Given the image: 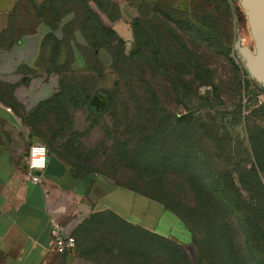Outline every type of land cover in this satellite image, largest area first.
Instances as JSON below:
<instances>
[{"label":"rangeland","instance_id":"1","mask_svg":"<svg viewBox=\"0 0 264 264\" xmlns=\"http://www.w3.org/2000/svg\"><path fill=\"white\" fill-rule=\"evenodd\" d=\"M110 1L119 5V18L122 14L115 21L126 24L139 19L145 6L150 10L157 4L164 13L170 11L173 18L189 27L178 34L207 70L196 73L191 67L189 75L165 77L166 83L135 57L123 62V77L102 67L98 82L107 92L120 79L119 98L128 106L126 112L120 104L105 113L100 107L96 111L70 110V126L55 142H75L80 152L90 158L92 175L133 188L153 201L165 197L166 206L181 224V232L170 238L178 246L177 257L171 245L108 217L88 221L79 235L83 255L89 264H264V94L244 76L235 55L238 37L241 45H253L243 12L236 7V13L226 22L216 0ZM133 15L136 18L131 19ZM101 17L112 27L115 21ZM203 20L211 23L214 39L209 44L197 39L195 33ZM11 22L17 35L33 34L39 19L29 2L21 0ZM45 36L34 66L19 69L7 80L0 79V105L22 118L51 99L73 77L79 81L96 76L84 70L92 57L90 49L82 47V40L74 50L83 60L80 65L74 61L71 72L67 51ZM160 37V45L166 46V40ZM133 45L132 36L125 41V52ZM228 51L236 68L226 58ZM142 80L147 81L143 99L150 117L154 113L165 116L158 134L152 130L154 126L142 133L131 123L134 103L126 98L129 88H124V83L141 97ZM200 81L208 84L199 85ZM172 82L179 83L175 90ZM152 94L160 111L155 108ZM149 137L153 144L144 145L141 140ZM135 251L139 255L133 256Z\"/></svg>","mask_w":264,"mask_h":264},{"label":"crops","instance_id":"2","mask_svg":"<svg viewBox=\"0 0 264 264\" xmlns=\"http://www.w3.org/2000/svg\"><path fill=\"white\" fill-rule=\"evenodd\" d=\"M41 1L35 0L37 4ZM18 6L19 0H0L2 80L12 78L23 67L34 66L43 35H60V25L49 11L43 10L36 33L16 36L10 19ZM134 18L136 15L131 19ZM119 21L112 23L113 30L124 41L131 40V20L128 24ZM76 39L79 43L81 35L77 34ZM97 58L102 66L109 67L105 50L99 51ZM81 59L75 52V64L80 65ZM35 141L21 116L0 105V264H89L79 235L89 220L103 214L165 238H176V233L181 232L177 217L161 203L92 173L76 177L56 155L50 154L45 170L37 173L41 182L29 181L27 153ZM57 234L72 236L75 247L64 254L57 253L52 244Z\"/></svg>","mask_w":264,"mask_h":264},{"label":"trees","instance_id":"3","mask_svg":"<svg viewBox=\"0 0 264 264\" xmlns=\"http://www.w3.org/2000/svg\"><path fill=\"white\" fill-rule=\"evenodd\" d=\"M20 1L21 0H19V3ZM27 1L29 2L35 18L39 19V22L42 20V11L47 10L51 13L54 22L60 25L59 36L47 33L45 37L51 40L54 45L63 46L67 51L68 67L69 70H72L71 72H74L72 64L75 61L74 53L77 51L74 49L78 48V44H76L77 34H80L82 37V47L90 49L91 52L92 60L90 63L88 62L89 64L86 63L87 65L84 70L85 72L90 71L95 73L96 76L89 75L88 77H82L79 81L77 77H73L70 83L61 86L60 90L55 93L51 99L44 101L32 110L27 117H21L23 123L30 128L33 137L38 139L39 143L47 147L49 154L56 155L69 165L76 177L93 173L91 166H88L90 158L88 155L81 153L80 149L72 140L64 139L61 141L62 143L55 142L57 139L64 136L66 133L64 132L65 129L70 126V110L72 108H87L96 111V108L100 107L103 112H108L114 111V107L117 104H120V107L125 112L128 110V106L119 98L122 93L120 92V90L122 91L120 79L117 78V81L114 82V87L107 92H104L102 87L98 86V82L102 77L100 72L101 69L103 70L102 67H104L97 58L99 51L105 50L109 54L110 65L108 69L112 73H119L121 77H123L124 74H121L120 71L123 67H126L123 62L126 63L135 57L141 61L144 68L150 69L161 76L164 82H166L165 77H177L179 74H184L185 76H187V74L189 75L191 73V67L196 73L207 70L203 62L199 60L200 58L192 54V52H189L187 44L185 43L186 41L178 34L179 30L183 32L189 28L186 23L173 18L174 15L171 14L170 11H165L164 13L157 4L150 7V10H146L148 9L146 6L142 8L143 10H141L139 19H134L130 24L134 45L133 48L126 53L125 41L112 27L106 25L101 17L102 15L105 16L109 22L118 19V4L110 0H43L39 4H37L35 0ZM216 4L226 22L231 18L232 13H236V7L241 10L236 0H216ZM149 21H151V23ZM152 23H154L153 27L150 25ZM11 24L10 28L16 36L32 34V32H27L17 35L13 22H11ZM143 24L147 26L143 28ZM210 24V22L203 20L200 22V28L195 31L197 39L207 44L211 43L214 39ZM33 33H36V31ZM161 35L167 42L166 46L160 45ZM42 40L43 39H41V44ZM1 46H4V44L0 43V47ZM226 58L232 64L233 68H236L233 57H229V51L226 53ZM180 60L183 61V65ZM191 61H193V63H190ZM242 71L244 76H247L243 68ZM203 81H200L201 83H199V85L208 84ZM141 82H143L139 89V92L142 93L141 97L133 93L131 86L127 82L124 83V88H129V91L126 93V98L134 103L133 109L135 115L131 123L136 125L139 132L142 133H146L151 126H154L152 130L156 131L158 134L160 131L159 126L164 125L162 119H165V116H163L162 113H160L161 116L154 113L153 117H150V113L147 109L148 104L146 103V99H143L146 95L147 81L142 80ZM171 84L174 90L179 86L178 82H172ZM183 86L185 88L187 84H183ZM256 88L264 94V89L257 86ZM150 97L156 99L155 108L160 111L161 107L158 106L159 103L157 102L156 96L154 98L152 94ZM101 115H103V113H98V116ZM151 140L152 138L149 137L141 141L144 145H150L153 144ZM135 154L133 155L134 158L137 156V154ZM130 189L136 192L133 188ZM164 198L165 197L154 200L161 203L167 211L172 212V210L166 206V200H164ZM104 217H108L114 222L120 223V225L128 226L133 230L139 231L149 238L158 239L166 245H171L174 248V255L178 257V246L175 245L176 241L174 239L161 237L139 227L130 226L121 219L108 214L99 215L95 219L89 221H102ZM133 254V256L139 255L137 251Z\"/></svg>","mask_w":264,"mask_h":264},{"label":"water","instance_id":"4","mask_svg":"<svg viewBox=\"0 0 264 264\" xmlns=\"http://www.w3.org/2000/svg\"><path fill=\"white\" fill-rule=\"evenodd\" d=\"M246 18L253 50L241 45L238 37L234 44L236 58L248 78L264 89V0H236ZM50 154L47 155V160Z\"/></svg>","mask_w":264,"mask_h":264},{"label":"built area","instance_id":"5","mask_svg":"<svg viewBox=\"0 0 264 264\" xmlns=\"http://www.w3.org/2000/svg\"><path fill=\"white\" fill-rule=\"evenodd\" d=\"M9 110V109H7ZM43 149V151L41 150ZM47 147L39 142L32 143L28 148L26 161V178L33 182H41L40 175L47 165ZM54 249L57 253L64 254L71 251L75 247V240L70 235L57 234L52 241Z\"/></svg>","mask_w":264,"mask_h":264},{"label":"flooded vegetation","instance_id":"6","mask_svg":"<svg viewBox=\"0 0 264 264\" xmlns=\"http://www.w3.org/2000/svg\"><path fill=\"white\" fill-rule=\"evenodd\" d=\"M250 48L253 50V45Z\"/></svg>","mask_w":264,"mask_h":264},{"label":"clouds","instance_id":"7","mask_svg":"<svg viewBox=\"0 0 264 264\" xmlns=\"http://www.w3.org/2000/svg\"><path fill=\"white\" fill-rule=\"evenodd\" d=\"M43 151V149H41Z\"/></svg>","mask_w":264,"mask_h":264}]
</instances>
